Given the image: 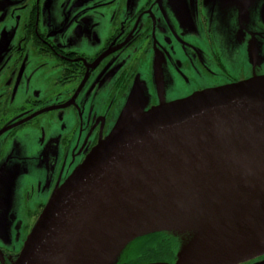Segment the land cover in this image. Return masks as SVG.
Instances as JSON below:
<instances>
[{"label": "water", "instance_id": "1", "mask_svg": "<svg viewBox=\"0 0 264 264\" xmlns=\"http://www.w3.org/2000/svg\"><path fill=\"white\" fill-rule=\"evenodd\" d=\"M222 204L250 205L264 221V76L122 120L54 191L11 264H66L76 245L124 236L107 263L117 264L128 244L154 232L179 238L173 264H182L190 235L184 239L169 231L181 229L153 225ZM246 228L249 241L247 234L233 232L212 264L264 254V248L251 251L263 243L264 228L255 237ZM197 255L194 250L186 264H205Z\"/></svg>", "mask_w": 264, "mask_h": 264}, {"label": "rangeland", "instance_id": "2", "mask_svg": "<svg viewBox=\"0 0 264 264\" xmlns=\"http://www.w3.org/2000/svg\"><path fill=\"white\" fill-rule=\"evenodd\" d=\"M104 1L106 0L40 1L41 28L49 31V34L53 35V41L64 48L79 51L92 58L96 57L94 60H90V58L88 60L89 65L97 66L90 72L89 77L75 85V90L69 88V90L52 97L56 89L53 83L52 67H40L41 63L35 60L34 55L29 58L28 74L38 68L32 76V85L40 87L43 95H51L47 107H53V104H56L64 94L66 101L59 105L61 108H56L50 113H38L35 121L32 118L34 122L31 120L24 124L30 113H12V117L0 125V241L6 242L3 238L9 239L13 235L19 237L16 243L12 242L17 244V248L22 245L20 241L28 236L30 227L36 223L34 204L40 199L37 193L40 189L49 186L52 190L56 186L55 182L58 184L52 194L41 197L40 201H44L46 204L54 191L61 185L60 181H63L65 175L69 171L71 173L78 165L80 162L79 152H76L75 158L73 154L79 148L85 147L89 138L97 135L93 124L96 117H98L97 120H101L104 115L115 113L114 130L122 120L129 119L160 104L176 101L169 100L167 102L164 99L186 94L198 88L208 87L204 90L217 88H210L214 82L205 76L202 69L194 71L184 67L187 71L188 81L183 78L175 81L172 74L165 68L164 60L162 86L164 92L153 93L151 86V83H154L153 72L155 71V68L154 71L152 70L153 60L155 62L162 48L156 44L151 46V59L147 61L144 58L145 53L141 51H138L139 57L132 60V52H129L128 49L120 51L116 56L108 53L107 50H102L103 37L106 36L105 31L107 30L104 24L106 18H112V12L116 9L118 12L122 5L121 18L125 21L127 10L135 9L137 11L145 2L129 0L128 4L116 2L114 4L117 6H111V4L104 6ZM193 1L187 0L186 4L194 3ZM21 4V0H0V63L2 61L10 62L18 56L12 49L21 37L24 15L12 16V12L16 6ZM169 5L167 6L174 10L179 8L178 5ZM159 8L156 6L151 9L159 15L170 18L171 13L164 8V11L161 12ZM203 8L207 15L209 11L217 12L219 15L215 27L211 28L217 40L216 50L218 53L216 56L228 69V60L233 63L232 61H235L237 56L241 60L246 59L250 68L246 73H250L252 78L260 77L259 75L264 69V41L261 36V33L264 34V0H203ZM187 14V11L181 12L178 20L180 22L188 21ZM146 19V16L141 18L137 27L138 34L144 28L142 23ZM177 30L182 32L181 28ZM251 32L256 34V40L251 36ZM138 38L137 44H139ZM144 39L142 47H146L148 44L147 39ZM164 44L166 56H171L168 45ZM212 54V51L204 53L203 57L210 68L216 69L215 58L210 59ZM119 61H128L129 66L131 64L135 66H131L135 70V75L130 85L120 94L106 90L103 86L105 79L109 80L116 76L119 68L116 64ZM260 65L262 69H259ZM232 66H236V63L234 62ZM234 70L236 72L231 71V74L237 76V68ZM129 72L131 73V70ZM221 76V74L218 75V77ZM25 90L24 87L23 91ZM114 98H118V100L114 102ZM155 102L160 103L154 105ZM52 143L58 145L59 158L50 177L51 166L48 154ZM43 144H45V149H42ZM259 223L261 226L258 223H246L245 227H252L251 234L254 237L264 228V221ZM249 224L250 226H248ZM169 231L179 232L184 239H188V232ZM210 242L218 247L226 241L221 239L218 243L215 239H211ZM221 253L223 252H218L217 256ZM202 256L204 255L196 256V260Z\"/></svg>", "mask_w": 264, "mask_h": 264}, {"label": "flooded vegetation", "instance_id": "3", "mask_svg": "<svg viewBox=\"0 0 264 264\" xmlns=\"http://www.w3.org/2000/svg\"><path fill=\"white\" fill-rule=\"evenodd\" d=\"M21 1L22 4L16 6L12 12V16L24 15V24L20 34L21 37L12 49V51L17 53L18 56L10 62L2 61L0 63V125L12 117V113H30L27 115L28 117L25 119L24 124L29 123L32 118H34L33 120L35 121L38 113H50L56 108H61L59 105L66 101V96L64 94L56 104H53V107H47L49 106V96L51 95H43L40 87L32 85V76L38 68H35L31 74H28L27 72V66L31 55H34L36 58L35 60L41 63L40 67H52V72L54 74L53 83L56 88L52 97L58 93L64 92L65 90H69V88L74 89L75 85L83 79L89 77L90 72L93 69H96L97 66L89 65L88 60L89 58L90 60H94L96 57L92 58L91 56L84 55L79 51L64 48L53 41V35L51 36L49 31L41 28V0ZM81 1L85 2L88 0ZM143 1L145 4H143L137 11H135V9L132 11L127 10V18L125 21L121 18L123 9L122 5L120 6V9H118V12L117 9L112 12V18H106L104 24L106 25L107 30L105 31L106 36L103 37L102 50H107L108 53L115 54L116 56L120 51L128 49L129 52H132V60L138 56V51H141L145 53L144 58L145 61H147L148 59H151V46L156 44L162 48L159 51L155 62L153 60L154 64L152 70L154 71L155 68V71L153 72L154 83H151L153 93L156 94L159 92L161 94L164 92L162 87L164 78V60L166 62L165 68H167V70L172 74L175 81L181 78L188 81L187 71L184 67L194 71L202 69L205 76L214 82L210 85V88L237 83L252 78L250 77V73H246V71L250 70L248 67V60H241L239 59V56H237V59L232 61L233 63H236V66L234 67L232 66L233 63L228 60L229 70L216 56L218 53L216 50L217 40L211 28L215 27V23L219 20V15H217V12L212 13L211 11H209L207 15L203 8V0H194V3L189 4H186L187 0ZM116 2L128 4L129 0H106L103 2V5L108 6L111 4V6H117L114 4ZM167 5H178L179 8L178 10H174ZM156 6L160 7L159 10L161 12L166 9L169 13H171L170 18L152 11L151 8ZM185 11L188 12V21L180 22L178 20V16L181 12ZM143 16H146L147 19L142 23L144 28L139 32L140 37L138 38L139 34L137 33V27ZM179 28L182 29V32L177 30ZM251 36L254 37L255 40L257 39L255 33L251 32ZM261 36H263L262 40L264 41V34L261 33ZM137 38L139 40V44H137ZM144 38L148 41L146 47H142V43H144L145 40ZM140 40L142 41L140 42ZM164 43L168 45L171 56H166V46ZM211 51L213 56L210 59L212 60L213 57L215 58L216 69L210 68L203 57L204 53ZM253 57L255 58L254 54ZM116 65L119 67L116 76L109 80L105 79L103 86L106 90L108 89L120 94L130 85L132 78L135 75V70H133L132 67L135 66L132 64L129 66L128 61H119ZM258 67L259 69H262L261 65ZM235 68H237V76L231 74V71L236 72L234 70ZM130 70L131 73L129 72ZM219 74L222 76L218 77ZM263 74L264 69H262L259 76H262ZM24 87L26 88L25 91H23ZM206 88L208 87L194 89L186 94L177 95L169 99H163L167 102L169 100H179ZM116 93L114 94L117 96ZM117 100L118 98H114V102ZM158 103L160 102H155L154 105H158ZM97 118L98 117L94 119L93 123L94 128L97 130V135L93 138H89L85 147L79 148L78 151H75L73 154V157L75 158L76 152H79L80 162L78 161V165L86 158L94 146H96L100 140L104 139L109 132L113 130L116 114L109 113L108 115H104V118L101 120H97ZM43 145L42 149H45V144ZM58 153V145L52 143L48 154V161L51 166L50 177L52 176L53 170L57 164V160L59 158ZM60 172L61 169L59 170V173ZM71 173L69 171L60 183H63L71 175ZM55 184L56 186L58 185L56 182ZM54 189L51 190L49 186L40 189L37 193L40 199L34 204V210H36V221L47 204H45L44 201H40L41 197L52 194ZM32 228L33 225L30 227L28 234L31 232ZM18 238L19 237L13 235L12 238L9 239L3 238L6 242L0 241V264H11L17 258L24 245V240H26L27 237L20 241L22 245L17 248V244L14 243H16ZM161 239L167 247L166 252H164L167 254L166 259L167 261L172 262L175 257V251L171 250L172 248L170 247L174 246V244L177 245V243L176 241H173L171 237L161 236ZM120 261L121 259L117 262V264H124L123 262L119 263ZM237 264H264V254Z\"/></svg>", "mask_w": 264, "mask_h": 264}, {"label": "bare ground", "instance_id": "4", "mask_svg": "<svg viewBox=\"0 0 264 264\" xmlns=\"http://www.w3.org/2000/svg\"><path fill=\"white\" fill-rule=\"evenodd\" d=\"M251 207L252 206L247 204L232 207L224 204H222V206H204L189 210L184 217H179L169 222L157 223L153 226H162L165 228L173 227L190 232L189 244L181 257L182 264H186L191 259L194 250L197 251V253L199 252V255L197 256L204 255L197 259L198 262L203 261L205 264H212L213 260L220 255L217 256V253L223 252V250L220 251L221 247L223 248V245L216 247L210 242L211 239H215L218 243L221 239H224L227 242L231 241L230 238L233 237V232L236 235H239L244 231V235L247 234V241H249V230L246 227H243L241 223L247 221H257L259 223L261 220V217L256 214L257 211L253 210ZM226 219L228 220L226 221ZM150 227H152V225L148 224L142 228L148 230ZM258 227L259 226H257V228ZM260 239L263 242L262 244H264V238L262 237ZM123 242H125L124 236H119V238L111 240L100 238L97 240H91L89 244L76 245L66 264H107L117 248L120 244H123ZM262 244H254L251 251L254 250V252H258L262 250L264 248V245L262 246ZM94 248L97 250V253Z\"/></svg>", "mask_w": 264, "mask_h": 264}, {"label": "trees", "instance_id": "5", "mask_svg": "<svg viewBox=\"0 0 264 264\" xmlns=\"http://www.w3.org/2000/svg\"><path fill=\"white\" fill-rule=\"evenodd\" d=\"M161 236L171 237L177 243V245L174 244V246L170 247L172 248L171 250L175 251V257L172 262L166 259L167 254L164 252H166L167 247L161 239ZM180 245L179 238L165 232L146 234L137 237L128 244L119 256L118 261L121 259L119 263L123 262L124 264H147L153 262H168L173 264L176 260Z\"/></svg>", "mask_w": 264, "mask_h": 264}]
</instances>
